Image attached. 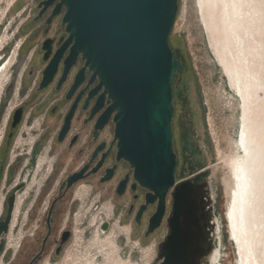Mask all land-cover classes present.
<instances>
[{
    "label": "flooded vegetation",
    "instance_id": "obj_1",
    "mask_svg": "<svg viewBox=\"0 0 264 264\" xmlns=\"http://www.w3.org/2000/svg\"><path fill=\"white\" fill-rule=\"evenodd\" d=\"M25 1L32 6L30 12L33 16H29L20 30L24 39L19 43L15 60L18 62L19 57L21 61H26L16 89L17 95L21 92L23 98L9 114L2 144L5 142L9 153L11 142L23 123H30L31 126L39 118L38 130H42L31 149V158H37L42 151L48 157L54 155L55 161L50 165L46 184L39 189L31 215H27L26 225L35 223L33 232L22 237L12 258L6 243L8 232L0 255L4 253L3 258L9 261L8 264H43L61 259L75 235L73 215L78 203L74 195L82 187H89L92 194L98 193L100 202L110 200L113 215L119 218V224L129 227L128 235H138L139 240L144 242L156 235H164L158 243L159 253V246L170 232L174 195L186 184L196 185L191 187L193 195L189 196L194 203L192 209L196 225L193 229L210 235L212 207L208 185L203 182L210 170L209 155L205 138L198 130L201 121L196 77L181 44L174 46L171 42V48L181 50L186 62L183 73L175 80V91H179L180 95H175L173 99L172 132L177 170L173 186L160 203L156 192L141 186L135 179L131 164L119 157L117 123L114 120L116 112L106 115L109 104L105 89L97 88L98 79L90 82L92 74L81 56L66 62L72 46H66L69 34L63 25L65 9L53 17L60 0L47 8L45 3L49 0H22V7L26 5ZM53 61L50 78L42 87L45 72ZM18 110H22V119L13 129L14 115ZM180 126L191 137L190 146L194 154L182 150ZM14 147L15 144L12 155ZM30 173L29 170L27 174ZM27 174L20 183L25 182L26 185L17 193V200L19 193L29 184ZM78 175L80 178L70 184L69 179ZM20 184L7 197V207L9 198ZM159 209L163 211V218L159 226L149 233L151 220ZM181 223L185 227L184 219Z\"/></svg>",
    "mask_w": 264,
    "mask_h": 264
},
{
    "label": "water",
    "instance_id": "obj_2",
    "mask_svg": "<svg viewBox=\"0 0 264 264\" xmlns=\"http://www.w3.org/2000/svg\"><path fill=\"white\" fill-rule=\"evenodd\" d=\"M55 1L46 2V8ZM63 8V25L69 34L66 46H72L66 62L81 56L92 74L90 82L98 79L97 88L105 89L109 104L106 115L116 112L119 157L134 168L136 181L154 190L163 203L177 170L172 122L173 99L180 92L175 91V80L186 66L181 50L171 48L179 14L178 0H60L53 17ZM54 61L45 72L42 87L50 78ZM21 119L22 110H18L13 129ZM180 132L182 150L194 154L191 137L182 126ZM212 175L210 168L203 178L212 207L211 234L203 235L193 229L194 203L189 196L193 195L191 187L196 185L186 184L174 195L170 232L159 246L160 264H212L215 252L221 251V223ZM79 178L80 175L70 178V184ZM25 185L24 182L12 193L6 216L0 221V252L11 228L17 193ZM162 218L163 211L159 209L151 220L149 233L159 226ZM109 230L110 223H103L101 231Z\"/></svg>",
    "mask_w": 264,
    "mask_h": 264
},
{
    "label": "rangeland",
    "instance_id": "obj_3",
    "mask_svg": "<svg viewBox=\"0 0 264 264\" xmlns=\"http://www.w3.org/2000/svg\"><path fill=\"white\" fill-rule=\"evenodd\" d=\"M21 1L0 0V38L5 33L8 34L7 40L0 48V62H2L0 69V203L3 201V213L0 221L7 211V197L15 186L21 183L27 172L31 171L30 183L24 190L25 192L23 191V195L26 191H28V195L25 196L13 232L8 234L6 240L11 258L15 246H18L22 237L34 230L35 223L30 226L26 225L27 215H31V207L38 196L39 189L46 184L50 165L55 161L54 155L48 157L42 151L37 158H31L33 141L42 130H38L39 118H36L31 126L30 123L26 125L23 123L21 129L16 133L15 139L11 142L9 153H7L8 148L5 142L4 145L2 144V139L7 131L9 114L21 104L23 98L21 92L17 95L18 90L16 92V89L26 63L25 59L21 61L18 57V62H13L7 67L4 75H1V70L7 63L9 64L16 48L24 39L20 31L21 28L29 16H33V12H30L32 6L27 4L28 1H25L26 5L22 7ZM194 1L178 0L179 14L171 42L174 46L181 44L189 66L193 68V74L196 77V86L199 91L197 103L201 121L198 130L204 136L207 146L209 164L213 171L212 182L217 200L216 211L221 223L222 257L220 264H235L236 253L228 240L224 218L227 202L224 181L230 173V160L234 149L232 140L235 139L237 133V127L233 122L235 111L234 109L230 110L232 109L230 106L236 103V94L228 85L227 79L218 66L207 33H203L201 29L194 9ZM213 132L216 133L215 138H213ZM19 139H21V147L17 151L18 154L12 159V148ZM1 145H3L2 148ZM19 177L20 182H17ZM34 177H36L35 184L33 183ZM87 191L88 194L83 201L77 200L78 206L73 215V227L74 230L77 229V235L73 237L61 259L57 262L45 261L43 264H160L158 262V243L164 235H156L152 240L145 242L140 241L138 235H126V232L124 235H119V227L125 225H120L119 218L113 214L110 223L111 228L115 226V235H110L108 239L104 238L100 244H97L96 225L93 226L91 220L99 211L107 212L108 208L104 209L106 205L113 207V204L109 199L100 202L99 194H92L89 187H87ZM74 199H76L75 195ZM91 208V212H87ZM77 215L80 217L78 220ZM109 239L114 240L116 245L112 246ZM3 256L4 253L0 255L2 264H8L9 261H6Z\"/></svg>",
    "mask_w": 264,
    "mask_h": 264
},
{
    "label": "bare ground",
    "instance_id": "obj_4",
    "mask_svg": "<svg viewBox=\"0 0 264 264\" xmlns=\"http://www.w3.org/2000/svg\"><path fill=\"white\" fill-rule=\"evenodd\" d=\"M194 7L201 29L208 35L218 66L236 94V103L230 106V110L235 111L233 122L237 133L232 140L234 149L230 173L224 181L227 199L224 218L228 240L236 253L235 264H264V2L195 0ZM7 38V33L0 38V48ZM17 52L18 48L9 64L1 70L2 76L7 67L15 62ZM1 65L2 62L0 69ZM212 134L215 138L216 133ZM20 147L21 139L14 147L12 159L18 154ZM19 181L20 177L17 182ZM24 192L18 195L9 233L13 232L25 196L28 195V191L23 195ZM87 194V188L82 187L76 191L75 198L83 201ZM106 208L107 212L99 211L91 220L93 226L96 225L97 244L104 238L115 235V226L107 233L101 231V225L112 220V205H106L104 209ZM91 210L92 208L87 212L90 213ZM2 213L3 201L0 203V216ZM79 218L78 215L77 220ZM76 232L77 229L74 236L77 235ZM124 232L129 234L128 226L119 227V235H124ZM108 241L112 246L116 245L114 240ZM17 247L16 245L15 250ZM221 257L219 249L211 263H220Z\"/></svg>",
    "mask_w": 264,
    "mask_h": 264
},
{
    "label": "snow or ice",
    "instance_id": "obj_5",
    "mask_svg": "<svg viewBox=\"0 0 264 264\" xmlns=\"http://www.w3.org/2000/svg\"><path fill=\"white\" fill-rule=\"evenodd\" d=\"M262 2H264V0H262Z\"/></svg>",
    "mask_w": 264,
    "mask_h": 264
},
{
    "label": "built area",
    "instance_id": "obj_6",
    "mask_svg": "<svg viewBox=\"0 0 264 264\" xmlns=\"http://www.w3.org/2000/svg\"><path fill=\"white\" fill-rule=\"evenodd\" d=\"M1 217V216H0Z\"/></svg>",
    "mask_w": 264,
    "mask_h": 264
}]
</instances>
